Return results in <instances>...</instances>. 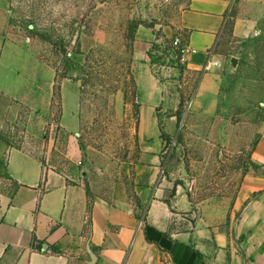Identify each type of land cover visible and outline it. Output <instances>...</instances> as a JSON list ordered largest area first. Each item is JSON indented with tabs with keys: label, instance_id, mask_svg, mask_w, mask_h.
<instances>
[{
	"label": "rangeland",
	"instance_id": "obj_1",
	"mask_svg": "<svg viewBox=\"0 0 264 264\" xmlns=\"http://www.w3.org/2000/svg\"><path fill=\"white\" fill-rule=\"evenodd\" d=\"M190 2L0 0V63L7 70L16 61L20 80L11 103L16 114L3 136L93 196H133L142 160L136 34L140 28L168 29L172 38L158 36L172 43L181 37ZM174 52L151 61L169 98L165 117H176L164 175L171 186L185 187L197 206L233 205L245 176L264 173V165L252 161L264 136V45L257 49V43L229 38L214 83L204 86L203 75L191 76L168 60Z\"/></svg>",
	"mask_w": 264,
	"mask_h": 264
},
{
	"label": "crops",
	"instance_id": "obj_2",
	"mask_svg": "<svg viewBox=\"0 0 264 264\" xmlns=\"http://www.w3.org/2000/svg\"><path fill=\"white\" fill-rule=\"evenodd\" d=\"M181 31L196 51L183 65L186 73L203 75V86L213 84L229 38L257 43V49L264 45V0H191ZM159 32L169 39L175 34L140 28L134 43L142 160L133 196H93L3 136L6 121L16 114L11 103L20 80L17 62L9 61L14 68L4 70L1 61L0 264H264V196L257 197L264 173L245 176L233 205L200 206L185 187L171 186L162 175L176 117H165L169 98L151 63L170 51L160 50ZM174 53L169 61H178ZM5 80L10 85H2ZM252 161L264 165V136Z\"/></svg>",
	"mask_w": 264,
	"mask_h": 264
},
{
	"label": "built area",
	"instance_id": "obj_3",
	"mask_svg": "<svg viewBox=\"0 0 264 264\" xmlns=\"http://www.w3.org/2000/svg\"><path fill=\"white\" fill-rule=\"evenodd\" d=\"M159 48L160 50L166 48L170 51H175L177 56H178V61L179 63L183 66L185 64H187L188 62V57L192 54H195L196 51L192 50L188 47V45H186L181 37H176L173 39L172 43L170 42H166L165 39H159ZM218 65V63L216 64ZM209 63L207 64V66L205 67L206 70L209 69ZM162 175H164V173H162Z\"/></svg>",
	"mask_w": 264,
	"mask_h": 264
},
{
	"label": "water",
	"instance_id": "obj_4",
	"mask_svg": "<svg viewBox=\"0 0 264 264\" xmlns=\"http://www.w3.org/2000/svg\"><path fill=\"white\" fill-rule=\"evenodd\" d=\"M231 63H232V66L233 67H236V65H237V59L236 58H232L231 59Z\"/></svg>",
	"mask_w": 264,
	"mask_h": 264
}]
</instances>
